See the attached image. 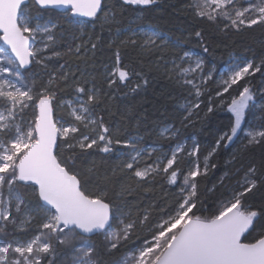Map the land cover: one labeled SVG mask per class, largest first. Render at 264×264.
<instances>
[{"label": "snow or ice", "instance_id": "6c2138e0", "mask_svg": "<svg viewBox=\"0 0 264 264\" xmlns=\"http://www.w3.org/2000/svg\"><path fill=\"white\" fill-rule=\"evenodd\" d=\"M157 3L122 0L130 6ZM106 6L104 0H0V264H57L64 252L70 253L68 264H108L101 252L111 254L128 245L132 250L112 264H264V223L257 226L264 218V207L256 209L246 200L258 183L264 184V160L259 168L248 166L243 182L237 181L236 188L210 214H203L206 209L198 186V178L216 167L211 158L221 146L233 142L255 107L257 90L251 78L257 73L264 77V58L259 63L253 59L234 63L218 82L215 97L234 119L202 164L199 143L189 151L186 143L178 142L170 155L153 159L156 147H142L140 136L125 138L96 115V109L111 99L109 91L124 87L128 88L125 95L136 94L148 84L141 73L122 65L120 48L138 46L145 54L159 52L161 57L165 50L171 51L167 71L177 83L191 89L189 95L195 101L181 106L186 113L181 127L193 123L202 87L212 79V72L204 74V59L184 51V40L173 39L155 26L132 31L116 44L114 63L104 77L108 91L97 86L95 76L65 70L67 62L50 67L63 57L84 59L89 51L94 54L100 37L93 41L89 36L87 41L57 51V32L63 26L51 20L40 23L41 13H61L65 21L80 26L82 38L83 26L100 19ZM187 9L196 19L225 33L264 26V0H190ZM104 19H109V13H104ZM111 19H115L114 13ZM121 31L117 29V35ZM193 34L203 45V31ZM208 51L204 45L203 52ZM32 68L38 71L31 72ZM133 76L140 82L132 83ZM69 90L72 98L63 99ZM258 92L264 97V87ZM212 102L209 98L208 113L213 111ZM258 110L262 115L245 132V148L264 144V103ZM180 130L169 125L159 136L178 140ZM118 147L130 150L121 171L129 173L137 186L155 183L157 177L175 185L183 176L174 207L162 211L156 223H151L149 210L142 215L124 212L107 191L91 190L84 172L94 173L95 163L83 171L77 168L83 157L111 154ZM184 155L195 158L187 172L180 167ZM145 229L147 235H141ZM100 234L104 237L100 250L84 239Z\"/></svg>", "mask_w": 264, "mask_h": 264}, {"label": "trees", "instance_id": "16d2710c", "mask_svg": "<svg viewBox=\"0 0 264 264\" xmlns=\"http://www.w3.org/2000/svg\"><path fill=\"white\" fill-rule=\"evenodd\" d=\"M104 3L107 6L100 13V19L85 24L82 38L81 31L72 23L65 21L61 13H41L40 23L51 20L63 26L57 32V51H65L69 46L74 47L82 40L87 41L89 36L93 41L97 36L100 37L94 54L89 51L84 59L63 57L52 61L50 67L58 68L60 64L67 62L65 70L75 72L77 75L83 72L89 78L95 76L97 86L108 91L104 77L106 69L110 71L114 63L116 44L130 36L132 31L145 26H155L156 30L170 35L173 39L184 40V51L200 55L205 61V72L211 71L214 80L233 55L246 60L253 59L257 63L264 58V26H253L240 32H222L216 25L206 20L196 19L187 9L190 0H158V3L153 6L123 5L122 0H105ZM104 13H109V19H104ZM113 13L114 20L111 19ZM32 14L35 16L36 11L33 10ZM117 29L122 30L119 35H117ZM124 29L129 31H123ZM196 30L203 31V45L193 34ZM74 36L77 39L73 40ZM204 45L208 46V53L203 52ZM120 54L122 65L128 66L136 73H141L148 84L136 94L125 95L128 93V88L124 87L109 91L111 99L96 109V115L102 116L112 129H118L125 138L140 136L143 137L142 147H156L158 150L153 159L169 153L178 142L186 143L189 151L194 143H199L201 148L199 161L202 164L204 156L215 146L216 139L222 132L228 130L230 121L234 119L225 106H219L220 100L215 97L218 91L215 81H209L211 90L203 95V103L197 110L198 115L195 111L191 117L193 123L187 127H181V120L186 113L180 105L190 98L191 89L177 83L176 79L170 77L169 72L160 66V59H172L171 51L165 50L161 57L159 52L145 54L138 46L128 45L120 48ZM35 71L38 69H31V72ZM262 81L264 77H261L259 73L251 78V84L257 90V97L254 102L255 107L249 111L243 122L247 128L244 129L242 124L243 130L238 133L233 142L228 147L221 146L211 158L210 163L215 164L216 167L210 168L206 176L198 178L200 199L206 209L203 214H210L221 200L227 198V194L236 188L237 181L243 182L244 172L248 166L255 164L259 168L261 161L264 160V144L244 147L245 132L250 126L257 124L262 115L258 110L259 105L264 103V97L258 92L259 88L264 87ZM137 82L140 81L133 76L132 83ZM235 94L236 92L232 91V95ZM72 96L73 93L69 90L62 98L71 99ZM209 98L213 101L211 113L207 112L210 106ZM224 98L227 100L228 94H225ZM169 125L181 129L178 140L169 141L159 136L160 130ZM129 152L128 149L118 147L111 154L96 153L86 156L77 161V168L83 171L95 163L97 170L94 173L84 172L91 190L107 191L109 199L119 205L124 212L131 210L133 213L139 212L142 215L145 210H149L151 223H156L162 211L166 212L174 207L183 176L178 178L175 185H170L166 178L157 177L155 183L137 186L129 173L121 171V163L128 159ZM234 156L236 159H233ZM194 162L195 158L182 156L180 163L182 171L187 172ZM214 185L215 189H213ZM129 186H131L130 189ZM246 200L256 209L264 207V184L258 183L257 188L246 197ZM261 223H264V218L257 221V226ZM150 226L151 224L148 225ZM141 235H147L146 229L141 232ZM84 239L94 242L98 250L103 247L102 234L86 236ZM131 250V245H128L111 254L101 252V258L108 264H112L113 261L122 260ZM69 256L68 252L62 253L57 259V264H68Z\"/></svg>", "mask_w": 264, "mask_h": 264}, {"label": "rangeland", "instance_id": "374dc122", "mask_svg": "<svg viewBox=\"0 0 264 264\" xmlns=\"http://www.w3.org/2000/svg\"><path fill=\"white\" fill-rule=\"evenodd\" d=\"M73 26L74 27H76L77 29H79L80 30V26H78V25H75V24H73ZM85 27V25L83 26V28ZM81 31V30H80ZM195 56H200V55H198L197 53H195V52H192ZM201 57V56H200ZM170 61H171V59H160V66L162 67V68H164L165 70H167V69H169V68H171V63H170ZM247 60L245 59V58H242V57H238V56H236V55H233L230 59H229V61H228V63H227V65H226V67L219 73V75H217V77L215 78V80L213 79V73H212V79L211 80H214L215 81V83H216V87H217V89L218 90H220L219 89V84H218V82L222 79V78H225V74L227 73V71H228V69H229V67L231 66V65H233L234 63H240V62H246ZM205 75H207V73L205 72L204 73ZM211 80H209V81H211ZM209 81L207 82V84H206V86H204V87H202V95H201V97H200V106L202 105V103H203V95L205 94V93H208V92H210V90H211V87H210V85H209ZM189 100H193V102H195L194 101V98L192 97V96H190V98L189 99H187V100H185L181 105H180V107L182 106V105H184L187 101H189ZM181 109L183 110V108L181 107ZM195 111H197V110H194V113H195ZM183 112H184V110H183ZM185 113V112H184ZM243 125H244V123H242ZM166 127V126H165ZM243 127V126H242ZM164 128V127H163ZM247 128V125L245 124L244 125V129H246ZM165 154H168V155H170V152L169 153H165Z\"/></svg>", "mask_w": 264, "mask_h": 264}, {"label": "water", "instance_id": "95a60500", "mask_svg": "<svg viewBox=\"0 0 264 264\" xmlns=\"http://www.w3.org/2000/svg\"><path fill=\"white\" fill-rule=\"evenodd\" d=\"M105 1V0H104ZM85 19H87V18H85ZM90 236H95V235H90Z\"/></svg>", "mask_w": 264, "mask_h": 264}]
</instances>
